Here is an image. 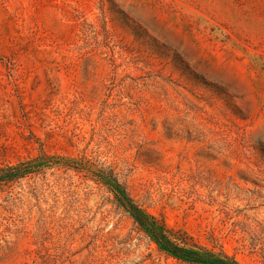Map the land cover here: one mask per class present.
Returning a JSON list of instances; mask_svg holds the SVG:
<instances>
[{
	"label": "rangeland",
	"instance_id": "obj_1",
	"mask_svg": "<svg viewBox=\"0 0 264 264\" xmlns=\"http://www.w3.org/2000/svg\"><path fill=\"white\" fill-rule=\"evenodd\" d=\"M0 264H189L95 174L264 264V0H0Z\"/></svg>",
	"mask_w": 264,
	"mask_h": 264
},
{
	"label": "trees",
	"instance_id": "obj_2",
	"mask_svg": "<svg viewBox=\"0 0 264 264\" xmlns=\"http://www.w3.org/2000/svg\"><path fill=\"white\" fill-rule=\"evenodd\" d=\"M35 161L32 159L1 167L0 185L40 171L45 166L36 165ZM95 175L113 193L119 205L129 212L142 231L161 250L189 264H240L232 256L195 243L186 232L168 227L162 220L146 212L134 202L124 186L112 174L98 171Z\"/></svg>",
	"mask_w": 264,
	"mask_h": 264
}]
</instances>
